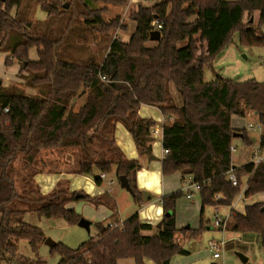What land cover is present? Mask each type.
<instances>
[{
    "label": "trees",
    "instance_id": "obj_1",
    "mask_svg": "<svg viewBox=\"0 0 264 264\" xmlns=\"http://www.w3.org/2000/svg\"><path fill=\"white\" fill-rule=\"evenodd\" d=\"M126 2L35 0L47 16L45 22H63L64 31L58 36L35 29L30 0H0V54H8L6 67L21 64L23 74L22 83L0 86V264H46L38 259L46 236L25 222L28 214L77 225L82 217L68 206L82 200L95 208L106 207L113 216L117 213L116 202L108 194L81 193L77 198L66 181L42 194L35 176L53 173L49 164H64L61 173L93 177L97 185L102 183L101 173L114 172L119 184L125 176L135 204L143 203V191L136 184L142 165L128 159L115 142L116 127L121 124L139 155H152L149 139L158 124L139 116L143 105L159 109L165 119L163 177H192L199 187L201 216L206 207L231 208L244 187L246 200L264 194V162L242 167L232 163L234 140L240 136L248 147L251 142L245 129L237 131L231 125L232 116L245 118L252 112L264 127V82L217 78L207 83L204 76L234 34L241 46L264 47V0H157L151 7L139 6L131 15L136 28L123 42L113 38L116 31L127 30L120 18L106 22L107 9L98 5ZM257 11L255 25L251 19ZM77 15L93 33L98 55L74 58L62 48L65 32ZM155 20L162 23L161 39L149 46ZM33 49L38 61L29 58ZM170 84L180 94L182 107L176 106ZM259 149L264 151V134ZM231 168L237 171V188L227 177ZM181 195L182 191H176L161 197L160 229L143 224L136 213L117 227L98 223L96 238L76 249L58 243L51 251L60 257L58 264H122L126 260L171 264L175 256L190 255L177 234L183 242L199 241L207 230L202 220L198 229L176 228L175 207ZM217 195L221 198L215 201ZM225 230L258 234L264 247V202L247 205L243 212L231 209ZM21 241L29 244L34 259L19 254Z\"/></svg>",
    "mask_w": 264,
    "mask_h": 264
},
{
    "label": "rangeland",
    "instance_id": "obj_2",
    "mask_svg": "<svg viewBox=\"0 0 264 264\" xmlns=\"http://www.w3.org/2000/svg\"><path fill=\"white\" fill-rule=\"evenodd\" d=\"M30 1L31 6L35 11L33 16V25H35V29L42 32H47L46 30L53 31L55 35L57 34L58 36L62 34V32L64 31L63 22H60L59 20H55L54 24L45 22L47 17L46 14L39 9L40 7L38 5L35 4V0ZM59 1L62 3L65 2V0ZM156 3L157 0H127L124 5L99 4L98 7H104L107 9V12L104 15V20L106 22H110L118 17L120 18L121 24L125 26L127 30L116 31L113 34V38L121 40L123 42H128L136 28V22L132 20L131 15L137 11L139 6L151 7ZM61 10L63 11L64 9ZM252 19H254V16ZM82 20V17L80 15H77V17L74 18L75 23L72 25V27L66 30L64 35L66 36V42L62 45V48L73 54L74 58H77L76 56L88 58L90 55H98L97 51L99 45H97L93 33L85 29L82 24ZM244 21L246 22V17ZM154 44V42H150L149 46H154ZM5 60L2 63L0 62V80L2 82L0 86L8 87L11 84L22 83L23 80L21 79V77L23 74H20L21 64H18V74L13 75V77L20 79L19 82L9 81V79L12 78V71L8 69L10 67H6L4 65ZM69 60L75 59L69 58ZM204 76L207 83L214 82L217 80V78L232 80L235 82H244L251 79L258 82H264V47L241 46L238 41V34H234L232 42L215 58L212 68L205 69ZM26 91L29 94L35 93L34 90L28 88L26 89ZM258 124L259 123L258 121H256L255 117L244 119L237 116H232V126L235 128V130L240 131L242 129L239 128L245 127L256 140L260 136V132L256 130ZM249 125H252L254 129L249 128ZM157 143H159V137L156 138V142L154 144ZM236 146L237 150L233 151L232 153L233 161L236 166L242 167L246 165L247 161L251 162L253 160L252 155H250L249 147L244 143L241 137H237L234 140L232 147L236 149ZM243 149L245 150L244 152ZM154 151L157 155H160L158 156L159 158H162V146L160 144L154 147ZM51 156L53 158V154L48 153V158H50ZM148 162L149 159L147 157L145 158V163ZM48 169L53 173H61V171L65 170V167L64 164L56 167L53 164H49ZM75 176L76 179L74 181H79L78 183L80 184L81 188L77 189L75 192L89 195L86 193L87 189L83 186L87 183V178H90L95 183L93 177H80L77 175ZM110 178H113V176ZM114 180L116 182V185L118 186L119 183L116 177H114ZM79 184L76 183L75 185ZM119 189L120 191H122V194H117L119 213L121 218H126V216L129 215L130 212L134 209L135 202L134 198L128 191L121 187ZM262 199H264V194L260 195L259 197H254L250 200H239L238 205H241V203L243 206L245 204L251 205L260 202ZM200 207L201 199L198 193L192 201H188L186 200L184 193L182 192L181 197L177 200L175 207V217L177 223H183L184 226L190 225L194 228L195 226L199 227L202 220L205 227H207V230L203 233L202 238L199 241L192 240L183 242V240L181 239V234H177V241L179 243H182L185 249L189 250L190 255L175 256L176 260H174V264H264V247L261 245V239L258 234H236L228 232L226 230L222 232L223 230L221 231L218 228L213 227L216 216V207L215 209L212 207H206L202 216L200 213ZM71 208H73L79 215H81L82 218L91 222L89 230L81 228L78 225H68L63 220H49L46 218H38L33 214L26 215L24 220L25 222L42 229L46 236V239H51L56 244L62 243L63 245L71 249H76L85 241L91 238H96L99 233L97 224L103 221V218H105V214L103 212V209L95 208L84 200L74 202L71 205ZM217 208L224 207L219 206ZM227 209L228 208L225 207L221 212H226ZM98 210L101 213H98ZM122 223L123 222L120 221L113 224L122 225ZM153 230L155 231L156 228H153ZM149 235H151V232H149ZM211 241L223 242L219 259H212V253H210L209 251V243ZM189 242H194L193 246H190L191 244L189 245ZM18 252L25 257L34 259L33 255L31 254L29 244L25 241H21L19 243ZM237 254H242L243 256L247 257L249 261L247 263H242ZM38 259L44 261L46 264H58L60 257L57 253L52 252L51 248L43 244V246L39 250ZM127 264H133V261H129L127 262Z\"/></svg>",
    "mask_w": 264,
    "mask_h": 264
},
{
    "label": "crops",
    "instance_id": "obj_3",
    "mask_svg": "<svg viewBox=\"0 0 264 264\" xmlns=\"http://www.w3.org/2000/svg\"><path fill=\"white\" fill-rule=\"evenodd\" d=\"M228 1H238V0H228ZM259 15H260V13L258 11L255 12L254 19H253L254 24L258 23ZM262 31L264 32V25L262 26ZM7 55L8 54H0V62L1 63L4 62ZM29 58L31 61H38V57H37V53H36L35 49L30 51ZM8 69H10L12 71V78L9 79V81L19 82L20 79L13 77V75L18 74V72H19L18 64H14L13 66H11ZM2 73H5V72H2ZM24 75H26V73H24ZM169 90H170V93L173 97V100H174L176 106L181 107L183 105L182 98H181L180 94L176 91L173 84H170ZM33 94H35V93H33ZM139 116L142 118H151L154 121H156L158 124V126L156 127V129L153 132V138H152L153 141L151 142V144H152V155L154 153L153 157L155 159L149 161L148 163H145V158H147L148 156H140L139 155L131 134L121 124H118L116 127L115 142H116V145L120 148V150L124 153V155L128 159H135L141 163L142 170L137 173L136 184L140 190L147 191L150 194V197H149V200H147V201L143 200V203L140 205L135 204V207L130 212V214L127 215L126 218H121L120 213H119L117 194H119V193L122 194V191H120V189H119L121 187L120 184H118V186L116 185V182L114 180V177H115L114 172L111 174H106V178L104 180H102L101 185H96L90 178H87L86 179L87 183L83 186L87 189V191H86L87 194H89L91 196H98V195H102V194L106 193L110 197H112L116 202L117 213L114 216H113V213L109 209H107L106 207H104V206L99 207L100 209H103V212L105 214V218H103V221H101L100 223L104 224L105 226H107L109 224L116 223V222H120V221L124 222L126 219H128L129 217H131L132 215L137 213L140 221L143 224L151 225L153 228H157V225L162 221V217H163V209H162V206L160 205L161 204V197H163L166 194L180 190L184 193L186 200L192 201L194 199V197L196 196V194L197 193L199 194V191L194 190V188L192 187L193 183H192V177L191 176L183 177L180 174H174L170 177H163V175H162V171H161L162 160H163L166 153L162 147V154H161L162 158H159L158 156H160V155H157L154 151V147L156 145L160 144L162 146V125H163V122H165V119H164L163 115L161 114L160 110L155 108V107L143 105V106H141V108L139 110ZM249 117H255L256 121H258L257 116L252 112L248 113L245 118H249ZM231 125H232V118H231ZM258 127H259V129H258ZM232 128H234V127L232 126ZM239 129H245L246 130V134H247V136L251 142V146L249 147L250 155H252V157H253L254 150L259 148V139H260V136L264 134V127L261 126L260 124H258V126L256 127V130L260 132V136L257 140L252 136V134H250L247 131V129L245 127L239 128ZM252 129H254L253 126H252ZM157 137H159V143L154 144L156 142ZM238 137H240V136H238ZM236 150H237V146H236ZM244 151L245 150L243 149V152ZM232 163L234 166H236L234 161H233V157H232ZM250 163H253V160L251 162L247 161L246 165L250 164ZM236 167H238V166H236ZM112 176H113V178H110ZM75 179H76L75 175H70V174H66V173H51V174L41 173V174H38L35 176V181L38 184L42 194L50 193L57 186V184L61 181L62 182L63 181L68 182V187H69L70 192H75L77 189H81L80 184L78 183L79 181H74ZM75 182L79 185H75L76 184ZM188 193L192 194L191 199H187L186 195ZM260 195H263V194H259L255 197H259ZM239 200L245 201L246 199L244 198V195H243V196L239 197V199L235 202L234 208L233 207L232 208L227 207L228 209L226 212H221L225 207L224 208H218V210L220 209L219 212L221 214L222 213L228 214L231 209H235V208L238 211L243 212L244 208L247 205L245 204L243 206L242 203H241V205L240 204L238 205ZM157 201L159 202V204ZM260 202H264V199H262ZM71 205L72 204H70L68 207L71 208ZM91 206H93V205H91ZM212 208L215 209V207H212ZM201 209H202V206L200 207V213H201ZM98 213H101V212L99 211ZM175 215H176V211H175ZM175 222H176V228L177 229H182V228L198 229L199 228L197 226H195L193 228L190 225L184 226L183 223L178 224L176 221V217H175ZM219 230H221V229H219ZM153 232L154 231H151V234ZM222 232H224V230ZM188 244L189 245L191 244L190 246H193L194 242H191V243L189 242ZM175 258L176 257H174L171 260V264H174V260H176ZM212 259H213V257H212ZM129 261H132V260L122 261L121 263L127 264V262H129ZM148 264H152V263L149 262ZM176 264H178V263H176Z\"/></svg>",
    "mask_w": 264,
    "mask_h": 264
},
{
    "label": "built area",
    "instance_id": "obj_4",
    "mask_svg": "<svg viewBox=\"0 0 264 264\" xmlns=\"http://www.w3.org/2000/svg\"><path fill=\"white\" fill-rule=\"evenodd\" d=\"M149 1V0H147ZM151 28L152 31H160L162 29V23L159 22L158 20H155L152 22L151 24ZM99 77L101 78L102 81H106L105 77L99 75ZM5 112H8V109H5ZM249 128H252L251 125H249ZM259 129V127H258ZM236 149L234 147H232V151H235ZM166 153V151H165ZM253 163L255 165L259 164L260 162H264V151H261L259 148L254 150L253 153ZM101 180H104L106 178V174L101 173L100 176ZM227 177L229 182L231 183L232 187L237 188L239 186V180H238V176H237V171L235 168H231L229 170V172L227 173ZM193 183V181H192ZM192 187L194 188V190L199 191V187L197 184L193 183ZM246 187L243 188L241 194L237 197V199L235 200V202L239 199V197L244 195ZM187 199H191L192 198V194L188 193L186 195ZM221 197L219 195L215 196V201H218ZM235 202L232 204V207H235ZM215 220L213 223V227L214 228H218L221 230H225L226 224L228 222V219L230 217V212L228 214H221L219 213L218 208L216 207L215 209ZM121 225V224H120ZM118 224H109L110 227H117L120 226ZM223 245V242H217V241H211L209 243V251L210 253H212V257L213 259H218L220 258V251H221V247ZM10 264H17L16 262H12Z\"/></svg>",
    "mask_w": 264,
    "mask_h": 264
},
{
    "label": "water",
    "instance_id": "obj_5",
    "mask_svg": "<svg viewBox=\"0 0 264 264\" xmlns=\"http://www.w3.org/2000/svg\"><path fill=\"white\" fill-rule=\"evenodd\" d=\"M251 22H253V19H251ZM161 39V33L159 31H152L150 33V42H158ZM2 84L1 80H0V85ZM150 142L153 141L152 138L149 139ZM149 161L154 160L155 158L153 157V155L148 156ZM120 186L125 189L126 191H128L129 193L132 192L130 184L127 180V178L125 176H121L120 177ZM83 194L81 193H77L76 197H82ZM150 194L147 191H143V199L145 201L149 200ZM79 227L84 228L86 230H89V227L91 225V222L81 218L80 221L77 224ZM157 228L160 229L161 228V222L157 225ZM44 245L48 246L49 248H52L56 245L55 242H53L51 239H46L44 242ZM239 259L242 261V263H247L248 259L247 257L243 256L242 254H237Z\"/></svg>",
    "mask_w": 264,
    "mask_h": 264
}]
</instances>
